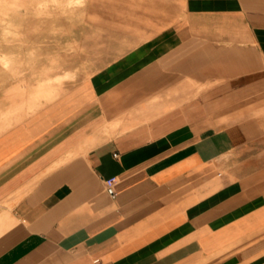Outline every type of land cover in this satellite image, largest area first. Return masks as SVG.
Here are the masks:
<instances>
[{"label":"crops","instance_id":"obj_1","mask_svg":"<svg viewBox=\"0 0 264 264\" xmlns=\"http://www.w3.org/2000/svg\"><path fill=\"white\" fill-rule=\"evenodd\" d=\"M105 2L71 68L8 64L0 264H264V0Z\"/></svg>","mask_w":264,"mask_h":264},{"label":"rangeland","instance_id":"obj_2","mask_svg":"<svg viewBox=\"0 0 264 264\" xmlns=\"http://www.w3.org/2000/svg\"><path fill=\"white\" fill-rule=\"evenodd\" d=\"M106 4L105 0H0V90L10 86L8 64L15 59L41 58L50 62L61 52L67 69L71 63L66 59L75 56L77 51L72 48L79 43L107 42L100 29L107 26ZM56 42L64 43L62 50H55ZM41 43L52 45L45 48ZM103 52L96 50L97 55ZM256 111L264 126V98L257 102ZM248 133L264 143V128ZM261 148L264 144L258 141L256 150Z\"/></svg>","mask_w":264,"mask_h":264},{"label":"built area","instance_id":"obj_3","mask_svg":"<svg viewBox=\"0 0 264 264\" xmlns=\"http://www.w3.org/2000/svg\"><path fill=\"white\" fill-rule=\"evenodd\" d=\"M117 181L118 179L116 176H111L105 179L106 190L108 194L112 197L117 196V189H116ZM93 264H102V262L100 259L97 258L93 261Z\"/></svg>","mask_w":264,"mask_h":264},{"label":"bare ground","instance_id":"obj_4","mask_svg":"<svg viewBox=\"0 0 264 264\" xmlns=\"http://www.w3.org/2000/svg\"><path fill=\"white\" fill-rule=\"evenodd\" d=\"M77 82V81H76Z\"/></svg>","mask_w":264,"mask_h":264}]
</instances>
